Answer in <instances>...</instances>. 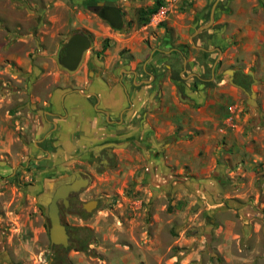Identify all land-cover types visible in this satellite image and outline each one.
<instances>
[{"label": "crops", "instance_id": "0c3cea01", "mask_svg": "<svg viewBox=\"0 0 264 264\" xmlns=\"http://www.w3.org/2000/svg\"><path fill=\"white\" fill-rule=\"evenodd\" d=\"M67 1L71 35L86 34L90 48L73 71L60 64L47 69L43 61L31 67L26 60L7 57L22 68L23 78L32 76L33 84L22 85L20 79L4 97L6 101L0 100V152L13 155L14 144L34 139L33 149L24 144L22 149L40 157L49 155L48 142L73 139L74 172L87 173L96 192L121 180L128 182L132 176L144 183L152 174H172L174 169L180 173L186 167L195 176L216 175L218 184L220 175L232 168L237 175L250 176L255 170L252 160L264 163V122L254 121L264 114V105L245 111L239 104L245 88L229 81L212 85L222 48H215L217 58L208 76L205 67L214 51L190 42L191 34L203 25L211 0ZM156 2L159 7L150 14ZM105 6L108 10L102 14L99 10ZM111 8L117 10L118 27L104 17ZM185 10L193 13L192 18H186ZM187 42L195 55L200 52L205 58L189 57ZM222 43L218 36V44ZM108 144L116 160L99 169L100 151ZM237 200L242 203V196ZM259 202L247 201L238 210L239 232L230 231L232 222L225 219L224 243L257 245L238 249L233 264H264V230L258 224L264 199Z\"/></svg>", "mask_w": 264, "mask_h": 264}, {"label": "rangeland", "instance_id": "374dc122", "mask_svg": "<svg viewBox=\"0 0 264 264\" xmlns=\"http://www.w3.org/2000/svg\"><path fill=\"white\" fill-rule=\"evenodd\" d=\"M213 3L207 2L201 24L209 21ZM68 7L67 0H0L1 103L18 80L28 87L33 84L32 76L23 78L22 68L8 56L26 60L31 67L42 61L47 69L59 67L71 35ZM187 11L182 13L192 18L193 13ZM194 44L214 51L205 67L208 76L217 58L215 48H222L212 85L227 83L230 70L233 80L247 85L240 106L255 111L256 107L246 104L251 91L256 94L257 107L264 105V0H219L212 25ZM185 47L189 57L205 58L200 52L195 55L190 42ZM28 87L25 91L30 96ZM45 108L42 104L40 110ZM255 120L264 122V114ZM21 141L12 146L13 155L0 152V264H50V222L37 199L47 182L64 178L74 170V140L50 141L46 145L49 155L40 157L22 149L23 144L33 149L34 139ZM251 163L255 170L250 176L237 175L232 168L223 177L220 175L219 186L214 182L218 181L216 175L195 176L186 167L180 173L174 169L172 174H152L149 182L137 183L141 178L134 180L132 176L128 182L121 180L113 187L100 188L104 194L101 198L106 200L103 208L89 216L74 207L61 214L70 236L67 257L72 264H233L238 249L257 246L254 242L247 247L243 243H224L221 231L225 219H230L228 229L239 232L238 210L247 201L259 205L264 199V163ZM209 181L211 187L206 186ZM92 188L88 190L96 192ZM239 196L242 203L238 204ZM258 224L264 230V215Z\"/></svg>", "mask_w": 264, "mask_h": 264}, {"label": "water", "instance_id": "95a60500", "mask_svg": "<svg viewBox=\"0 0 264 264\" xmlns=\"http://www.w3.org/2000/svg\"><path fill=\"white\" fill-rule=\"evenodd\" d=\"M219 0H216L210 9L209 21L206 24L199 26L190 36V42L194 44V38L207 30L214 21L215 9ZM102 15V14H99ZM104 16V15H103ZM105 19L113 26L118 27L119 18L117 10L111 8L110 13L104 16ZM91 41L88 36L82 32H75L69 36L66 44L64 45V54L59 59V64L68 71H73L79 65L83 53L90 48ZM228 80L233 84L232 71L228 70ZM254 82H257L254 80ZM181 97V93H178ZM256 94L251 91L247 105H256ZM112 144H108L104 147H111ZM78 176V180L74 181V174L68 175L64 178L57 179L46 183L45 191L38 197L37 201L46 209V217L50 222L48 229L49 241L51 246H62L68 248L70 245V237L67 233L65 225L61 223L58 202L63 201L65 207L68 205L66 197L71 192H77L81 188H85L88 185V180ZM90 211L89 208H87Z\"/></svg>", "mask_w": 264, "mask_h": 264}, {"label": "flooded vegetation", "instance_id": "af4514ba", "mask_svg": "<svg viewBox=\"0 0 264 264\" xmlns=\"http://www.w3.org/2000/svg\"><path fill=\"white\" fill-rule=\"evenodd\" d=\"M107 10H108V7L105 6V7H102V9H100L99 11H101L102 14H105L107 12ZM232 81H233V83L237 82V81H235L233 79H232ZM237 86H239L241 88H244L241 85H237ZM112 149L113 148H111V147H104V148L101 149L100 154H102V157L99 158L98 161H97V164L99 165V169H103L104 166L110 167L112 162H114L116 160V156L115 155L111 156V154H110V151ZM138 171H139L138 172V175H139L141 170L138 169ZM71 174H74V181L78 180V176L77 175H79V177H82L83 179H87L88 180V185L85 188H81L77 192L69 193V195L66 197V199L68 201L67 207H65L63 201H59L58 202L60 219H61V214L63 212H65V211L67 212L71 207L72 208L74 207L77 210L82 211L87 216H89L94 211L98 210L99 208H103V206L106 203V200L104 198H101L102 195H104L103 192H101L100 189L97 192H94V193H91L90 190H88V188L93 183L89 179V175L87 173H85V172H74V170L72 172H70L69 175H71ZM85 194L88 195V196H86ZM82 196L86 197V200L83 199ZM87 208H89L90 211H88ZM61 223H62V221H61ZM66 230H67V227H66ZM67 233H68V230H67Z\"/></svg>", "mask_w": 264, "mask_h": 264}, {"label": "trees", "instance_id": "16d2710c", "mask_svg": "<svg viewBox=\"0 0 264 264\" xmlns=\"http://www.w3.org/2000/svg\"><path fill=\"white\" fill-rule=\"evenodd\" d=\"M157 7H159V4L156 2V6H154L149 11V13L150 14L155 13L157 10ZM199 37H200V34L195 38V40H197ZM103 49H105V45H104ZM236 84L241 85L242 87L247 89V85H245V84L237 83V82H236ZM70 249H71L70 245L68 248H63L62 246H51L52 255H51L50 264H72L70 259L67 257V253L69 252Z\"/></svg>", "mask_w": 264, "mask_h": 264}]
</instances>
